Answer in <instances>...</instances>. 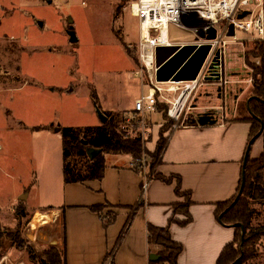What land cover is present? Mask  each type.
<instances>
[{
  "label": "rangeland",
  "instance_id": "obj_1",
  "mask_svg": "<svg viewBox=\"0 0 264 264\" xmlns=\"http://www.w3.org/2000/svg\"><path fill=\"white\" fill-rule=\"evenodd\" d=\"M131 1L0 0V222L5 232L18 230L23 240L6 239L0 258L7 254L14 263L34 264L33 254L42 264L40 259L50 258L48 253L56 246L33 242L30 230L40 221L32 222L31 207L18 219L27 197H17L16 191L32 173L54 180L60 174L62 179L63 138L57 129L102 124L98 108L104 113L121 112L127 118L135 100L147 91L141 77L135 75L140 67V26L128 10ZM238 34L246 43L242 59L254 73L252 67H262L255 60L259 57L250 54L257 40L250 32ZM168 37L179 42L196 36L192 30L171 23ZM172 85L175 90L166 94L174 100L184 84ZM157 111L148 113L149 135L143 140L146 149L141 157L152 173L161 163V154L153 146L160 136L168 138L176 124L168 114L164 117L165 112ZM190 111L180 124L191 117ZM128 125L125 120V135L134 136ZM136 129L141 135L140 128ZM31 199L34 207L43 203L35 191ZM247 200L252 210L250 228L259 237L251 258L241 264H264V198ZM43 201L46 205L54 203ZM109 207L101 204L104 215L113 213ZM245 233L248 230L241 229L243 238Z\"/></svg>",
  "mask_w": 264,
  "mask_h": 264
},
{
  "label": "crops",
  "instance_id": "obj_2",
  "mask_svg": "<svg viewBox=\"0 0 264 264\" xmlns=\"http://www.w3.org/2000/svg\"><path fill=\"white\" fill-rule=\"evenodd\" d=\"M261 7L264 22V1L257 11ZM252 36L264 48V34L261 38L252 32ZM244 54L246 43L238 34L227 44L226 82L200 85L189 112L197 123L179 124L169 132L161 163L154 175H148L146 188L145 172L135 169L137 163L128 154L110 153L102 180L67 184L60 174L55 180L39 173L26 176L16 196L27 197L24 209L31 207L32 222L44 215L30 227L33 242L65 244L66 264H151V251L156 248L148 242V226L169 225L173 204L184 199L176 194V179L167 183L155 175H175L181 177L183 190L190 191L193 199V220L186 226L170 224L172 238L183 245L178 262L216 264L235 237V227L217 219V203L237 194L251 129V123L243 120L251 116L252 93V70L242 59ZM255 60L264 67V57ZM203 115L213 122H200ZM262 153L264 134L255 141L251 157L256 159ZM33 191L43 202L37 207L30 204ZM43 200L54 203L46 205ZM104 203L113 213L104 215L91 208ZM103 216L112 217V223L105 225ZM40 261L52 264L48 257Z\"/></svg>",
  "mask_w": 264,
  "mask_h": 264
},
{
  "label": "trees",
  "instance_id": "obj_3",
  "mask_svg": "<svg viewBox=\"0 0 264 264\" xmlns=\"http://www.w3.org/2000/svg\"><path fill=\"white\" fill-rule=\"evenodd\" d=\"M255 46V51H251L250 54L256 57H264L262 43L256 42ZM252 69L254 73H252L253 85L249 107L253 114L243 119L251 123L249 142L245 154L246 163L242 168L237 194L227 201L217 203L215 211V215L221 223L229 226L235 223H240V225L235 227L233 241L225 246L216 264H241L251 258L252 248L259 237V233L254 232L250 228L252 210L247 198H264V153L256 159L251 157V150L255 141L264 134V67H252ZM93 98L97 99L96 96H93ZM157 105L161 112H165L163 114L165 117L167 114L166 106L160 103ZM105 114L107 120L100 125L61 127L60 131L63 138V179L65 183L102 180L107 167V153L128 154L135 161L141 159L146 148L136 126L132 127L133 132H135L134 136H127L123 129L126 120L125 114H121V112H105ZM184 123L195 124L197 120L188 117ZM167 141L168 138L160 136L156 146V150L160 154L164 151ZM88 146L101 148L102 151L94 158H90L87 154ZM135 169L140 171L137 164ZM157 175L155 177H159V179L167 183H172L176 179V194L184 197V201L173 204V212L169 218V225L165 227L148 226V242L156 248V251H151V254L155 253L160 256L158 261H151V264H162L165 262L179 264L178 260L183 251V245L172 238L170 224L176 223L186 226L193 220L190 212L193 199L190 191L183 190L180 176L172 175L165 177ZM243 182L244 185H242ZM91 208L102 212L101 204L93 205ZM24 212L25 209L23 208L18 212V219L24 215ZM103 221L105 225H109L112 223L113 218L103 216ZM242 225L245 230H248V234L246 235L245 233V238L241 234ZM6 239L12 242H17V240L21 243L23 242L18 230L5 232L0 222V249L4 248V241ZM29 253H32L31 249ZM48 254L52 259V264H66L65 244L62 248L52 246ZM237 257L240 260L237 263H233ZM31 259L34 264H40L33 254H31Z\"/></svg>",
  "mask_w": 264,
  "mask_h": 264
},
{
  "label": "built area",
  "instance_id": "obj_4",
  "mask_svg": "<svg viewBox=\"0 0 264 264\" xmlns=\"http://www.w3.org/2000/svg\"><path fill=\"white\" fill-rule=\"evenodd\" d=\"M264 0H132L128 5L130 13L138 18L140 26L139 42L137 45V58L139 69L136 76L141 77L142 84L147 91L135 100L134 107L128 113L127 123L138 126L141 137L144 140L148 132V113L157 112L158 103H166L167 114L176 120L175 127L183 121V116L188 113L193 105L195 92L204 82H226L225 65L227 44L231 39L238 37V32L257 33L263 37L264 22L262 6ZM253 6V7H252ZM248 10L244 18H238V14ZM173 23L181 28L192 30L195 38L191 41H170L168 37L169 25ZM234 24V35H228L230 24ZM144 26L148 28V36L145 37ZM215 28L216 37L206 39L209 31ZM166 32V38L160 36ZM209 44L211 46L202 69L196 80L193 81H157L156 78V47L160 45H186ZM183 83V89L177 98L171 100L167 92L174 91L172 84ZM168 103V104H167ZM141 164V172H145L146 181L154 175L146 169L143 159L136 160ZM149 175V176H148ZM0 264L14 263L7 254L0 258ZM106 264H110L109 262ZM162 264H170L168 262Z\"/></svg>",
  "mask_w": 264,
  "mask_h": 264
},
{
  "label": "water",
  "instance_id": "obj_5",
  "mask_svg": "<svg viewBox=\"0 0 264 264\" xmlns=\"http://www.w3.org/2000/svg\"><path fill=\"white\" fill-rule=\"evenodd\" d=\"M51 1V0H50ZM248 10H244L242 13L238 14V18H244L248 14ZM228 35H234V24H230V31ZM216 37V29L212 28L209 31L206 39H214ZM211 46L209 44H202L200 46L195 44L186 45H160L156 47V78L157 81H193L196 80L205 59L209 53ZM250 108V107H249ZM251 112V109H250ZM98 113L101 117L102 122L107 120L106 114L98 108ZM251 114H253L251 112ZM200 122L207 123L213 122V119L207 115L200 117ZM57 130H60L58 128ZM102 151L101 148H96L92 146L87 147V154L90 158H94L97 154ZM244 164L246 163V156L244 158ZM244 185V182L243 184ZM243 188V187H242ZM241 188V191H242ZM241 193V192H240ZM239 193V195H240ZM240 225V223L232 224L233 227ZM244 230V226H241ZM159 255L152 253L151 260L158 261Z\"/></svg>",
  "mask_w": 264,
  "mask_h": 264
},
{
  "label": "bare ground",
  "instance_id": "obj_6",
  "mask_svg": "<svg viewBox=\"0 0 264 264\" xmlns=\"http://www.w3.org/2000/svg\"><path fill=\"white\" fill-rule=\"evenodd\" d=\"M143 30H144L143 34H145V37H147L148 36V28H147V26H144ZM160 38L161 39L166 38V32H163L162 35L160 36ZM43 218H44V215L41 214L40 217H39V221H42Z\"/></svg>",
  "mask_w": 264,
  "mask_h": 264
},
{
  "label": "flooded vegetation",
  "instance_id": "obj_7",
  "mask_svg": "<svg viewBox=\"0 0 264 264\" xmlns=\"http://www.w3.org/2000/svg\"><path fill=\"white\" fill-rule=\"evenodd\" d=\"M193 107H194V106L192 105L191 110L193 109Z\"/></svg>",
  "mask_w": 264,
  "mask_h": 264
}]
</instances>
